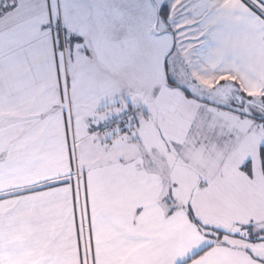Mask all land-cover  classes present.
Here are the masks:
<instances>
[{
	"label": "snow or ice",
	"instance_id": "obj_1",
	"mask_svg": "<svg viewBox=\"0 0 264 264\" xmlns=\"http://www.w3.org/2000/svg\"><path fill=\"white\" fill-rule=\"evenodd\" d=\"M0 264H264V0H0Z\"/></svg>",
	"mask_w": 264,
	"mask_h": 264
}]
</instances>
